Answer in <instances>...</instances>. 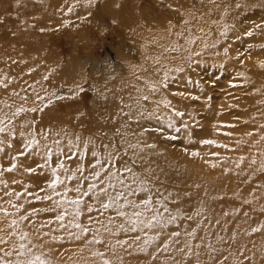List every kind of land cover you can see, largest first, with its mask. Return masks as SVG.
I'll use <instances>...</instances> for the list:
<instances>
[{
	"label": "rangeland",
	"instance_id": "1",
	"mask_svg": "<svg viewBox=\"0 0 264 264\" xmlns=\"http://www.w3.org/2000/svg\"><path fill=\"white\" fill-rule=\"evenodd\" d=\"M263 70L264 0H96L93 5L86 0H22L19 5L16 0H0V127L7 129L0 132V166H10L9 161L19 165L0 177L7 181V187L0 184V207L9 212L7 217L0 213V236L29 232L22 242L36 245L33 252L53 264H102V258L92 255L96 250L112 264H264ZM153 85L159 91L152 92ZM145 95L148 101L142 100ZM189 96L199 99L185 98ZM162 100H170L172 106ZM140 105L154 114L152 119L127 120L121 114L131 109L135 116ZM18 108L26 111L14 115ZM173 109L185 115L177 117ZM169 119L174 128L167 127ZM159 127L165 128L164 135L152 131ZM121 137L155 145L141 155L158 178L153 179V206L166 226L138 229L140 246L159 233L145 252L136 244L125 246L127 251L111 250L117 239L128 235H112L104 226L115 233L125 221L113 209L99 215L94 195L91 200L84 197L94 211L75 219L92 229L88 239L99 229L104 244L90 245L67 235L79 231L69 223L73 207L67 200L78 195L72 189L95 182L90 178L95 159L106 160L115 146L124 153L127 143ZM19 151L25 156H18ZM93 151L98 153L95 158ZM131 158L128 149L125 159ZM58 162L64 164L57 168L64 180L57 186L61 195L53 201L35 200V195H52L47 185ZM27 167L36 172H25ZM69 175L74 179L68 180ZM65 187L70 190L66 194ZM6 191L21 195L6 196ZM9 199L23 205L19 212ZM57 200L61 205L56 212H38L32 223L10 226L12 219L33 207H56ZM63 209L69 213L65 228L54 219ZM123 210L129 215L134 211L127 205ZM170 216L175 222L166 223ZM48 219L52 223L40 230L48 235L37 239L36 227ZM12 240L21 242L18 235Z\"/></svg>",
	"mask_w": 264,
	"mask_h": 264
},
{
	"label": "snow or ice",
	"instance_id": "2",
	"mask_svg": "<svg viewBox=\"0 0 264 264\" xmlns=\"http://www.w3.org/2000/svg\"><path fill=\"white\" fill-rule=\"evenodd\" d=\"M22 2V0H16L17 5H19ZM77 3L80 2V0H76ZM88 5L95 4L96 0H86ZM119 7V5H116ZM239 7V5H237ZM68 11H73L72 7L68 8ZM91 15V13H89ZM261 25H257L256 27H260ZM41 31H44V29H41ZM246 35L251 36L252 32L246 33ZM227 51V49H225ZM167 77L165 76V80ZM162 88H167L168 85L164 81H161ZM80 91H83V89H80ZM159 89L153 85L152 86V92H157ZM175 95H179L181 97H184V93H176ZM185 98H191V99H199V97H185ZM143 101H148L149 96L145 95L142 97ZM160 103L166 104L168 107H171V101L170 100H162ZM29 111L35 112L37 111L36 108L28 109ZM26 111L23 108H18L16 110V113L14 115L18 114L19 112ZM175 116L177 117H183L185 115L184 112L178 111L173 109ZM125 117H127V120L132 119H152L153 113H149L147 108L143 105H140L138 108V111L136 112L135 116L132 115L131 109L128 113H121ZM175 122L171 119L167 121V127L168 128H174ZM125 127L130 129V125L125 124ZM182 127L187 128V124H182ZM7 131L6 127H0V132ZM119 131V130H117ZM143 131H148L147 129H143ZM152 131L157 132L159 135H164L165 128L159 127L156 129H153ZM176 132L180 131V128H175ZM135 134V133H134ZM127 133L125 134V136ZM251 135V133H249ZM168 139H176L175 136H168L166 137ZM35 142V141H33ZM122 143H127V149L124 151V153H121L120 147L115 146V150L110 152L108 154V158L106 160L101 159H95L94 163L91 165L92 172L90 173V178L92 181H95L93 183H86V185L81 187H76L72 189V191H75L78 195L74 199L67 200V203H69L73 207V220L70 221L71 227L78 229V232H68L67 235L69 238H74L75 240L79 241L82 238H84L85 242L90 245H103L104 241L99 238V229H97V234L93 235L91 239H88V234L92 232V229L86 226H83L81 223L76 221V217H79L83 214V212H87L91 214L94 211V206L87 201L84 200V197H88L89 200L93 198V195L95 196V199L97 201V207L95 208V211L99 213V215L103 216L105 210L113 209L115 210V215L117 217L122 218L125 223H120L117 226L116 232L113 233L112 229L108 226H104V231L108 232L112 235H118L119 233H125L128 235L127 239H117L115 241V244L111 245V250L115 252V249L117 247L125 249L127 251V248H131L132 244H136V246L139 248V251L145 252L148 250V246L152 243L153 240H156L159 238V233L156 235H153L151 237H148L143 240V246H140L137 242L141 240V236L137 234L138 229H153L156 228L158 225L163 228L166 226L165 223H162L161 219H158V217H161L162 214L153 206V201L155 199V195L153 194V179H158L155 177V173L153 168L151 167V163L148 162L147 166H145V160L144 157L141 155V153H144L147 149H154V144H141L139 140H137L136 143H131L130 141H126L125 137H121ZM3 141H0V144H2ZM203 144H214L215 141L213 140H203L201 141ZM112 145H107L105 147H111ZM29 147H31V143L29 144ZM132 150V158L131 159H125V156L127 155V150ZM0 151H4L3 148H0ZM193 156L199 155L197 152L191 153ZM18 156H25L24 151H19L17 153ZM91 155L95 158L98 156V153L93 151ZM26 158V157H25ZM16 157H13V160H15ZM47 162V161H46ZM10 166H0V177L4 175L5 172L11 173L15 171L19 165L16 163H12V161L8 162ZM139 164V168L137 165ZM63 163H57L55 167L52 168V179L50 183H48L47 187L52 189V195H35V200H47V201H53V196H60V192L57 191L58 185H64V180L61 179L60 175L57 174V168H63ZM25 172L34 173L36 172L35 168L27 167L24 168ZM78 171H80L78 169ZM101 173H104V177L101 176ZM106 178V179H105ZM68 180H73L74 175L67 176ZM82 179L87 180V177H82ZM115 181V182H113ZM13 183H16L15 180L12 181ZM80 182L77 181V184ZM0 184H4L7 187V181L0 179ZM113 190V191H110ZM41 192L44 190L41 189ZM70 191L67 187L64 188L65 194ZM159 190H156V194H158ZM90 193L92 195H90ZM143 194V195H139ZM6 196H16L19 197L21 193L19 192H8L6 191L4 193ZM29 195H32L29 193ZM130 197H135V199H130ZM7 203L13 207L17 212L20 211V209L23 207V205L13 204L11 199L7 201ZM56 204V207H48L44 209H37L32 208L30 212H27V214L20 215L18 220L12 219L11 220V227H15L20 222L28 221L29 223H32L31 217L32 215L38 213V212H56L57 207H60L61 201L57 200L54 201ZM156 203L162 204L163 200H156ZM83 205V207H81ZM125 205L128 207H131L134 209L132 213L129 215L128 212L123 210L125 208ZM164 211H168L167 206L164 207ZM0 213H3L6 217L9 215L8 209L4 207H0ZM148 215L147 220L141 219V217ZM69 213L67 209L61 210L58 214L55 215L54 219L56 221L61 222L60 227L65 228V224L63 221L65 220V217L68 216ZM175 217L170 216L166 223H173L175 222ZM89 220H92L91 215H89ZM114 221L112 218H109L108 223L111 225ZM52 220L48 219L44 224H40L38 227L36 225H33V227H36V238L41 239L42 236L48 235V233H41V229L46 227L48 224H51ZM95 223L99 224L100 221H95ZM259 229H253V231H258ZM0 231H3L0 229ZM135 234V235H133ZM19 236L20 243H16L12 240L13 236ZM31 234L29 232H15V231H9L6 233L5 236H0V264H53L52 260L50 259H44L42 257V254H36L33 252V248L36 247V245H32V247H29L22 241L27 239ZM145 237H147V233H144ZM173 236L178 237L180 235L179 232H173ZM7 237V238H6ZM52 239H63V237H52ZM127 246V248L125 247ZM40 247H43V244L40 245ZM159 250V248H157ZM167 251V247L164 249ZM92 255L94 257H100L102 258V264H112V262L109 259L104 258V252H101L99 250L93 251ZM155 258V257H154Z\"/></svg>",
	"mask_w": 264,
	"mask_h": 264
},
{
	"label": "bare ground",
	"instance_id": "3",
	"mask_svg": "<svg viewBox=\"0 0 264 264\" xmlns=\"http://www.w3.org/2000/svg\"><path fill=\"white\" fill-rule=\"evenodd\" d=\"M178 4H179V3H178ZM224 4H225V3H224ZM210 6H213V4H211ZM181 8H182V7H181ZM211 8H212V7H211ZM211 10H212V9H211ZM209 17H210V16H209ZM207 19H208V18H207ZM213 19H214V18H213ZM211 20H212V19H211ZM205 21H206V20H205ZM214 21H215V20H214ZM170 26H171V25H170ZM189 29H190V28H189ZM184 30H185V29H184ZM177 32H178V31H177ZM179 32H180V31H179ZM185 32H186V30H185ZM190 33H191V32H190ZM201 33H202V32H201ZM184 34H185V33H184ZM175 35H176V34H175ZM166 36H167V35H166ZM168 36H169V35H168ZM170 36H171V35H170ZM170 36H169V37H170ZM182 36H183V35H182ZM193 36H194V35H193ZM193 36H192V37H193ZM199 36H200V35H199ZM204 36H205V35H204ZM163 38H165V36H163ZM183 38H184V37H183ZM197 38H198V37H197ZM165 39H166V38H165ZM189 39H190V38H189ZM197 40H198V39H197ZM197 40H196V41H197ZM169 41H170V39H169ZM198 42H199V41H198ZM187 43H188V42H187ZM199 43H200V42H199ZM190 44H191V43H190ZM158 45H160V44H158ZM184 45H185V44H184ZM176 46H177V45H176ZM176 46H175V47H176ZM180 46H181V44H180ZM203 46H204V45H203ZM172 47H173V46H172ZM177 47H178V46H177ZM201 47H202V46H201ZM166 48H167V47H166ZM166 48H165V49H166ZM170 48H171V47H170ZM196 48H197V47H196ZM162 49H163V48H162ZM197 49H198V48H197ZM198 51H199V50H198ZM166 52H167V50H166ZM178 52H179V50H178ZM183 52H184V51H183ZM187 52H188V51H187ZM167 53H168V52H167ZM170 55H171V54H170ZM155 56H156V55H155ZM157 56H158V54H157ZM161 57H162V56H161ZM177 61H178V60H177ZM259 61H260V60H259ZM263 71H264V70H263ZM259 72H260V70H259ZM257 74H258V73H257ZM259 75H260V74H259ZM157 80H158V79H157ZM263 84H264V83H263ZM258 93H259V92H258ZM254 94H256V93H254ZM254 94L252 93V95H254ZM260 95L263 96V94H260ZM253 97H254V96H253ZM256 98H257V97H256ZM257 99H258V98H257ZM249 100H251V99H249ZM254 100H256V99H254ZM247 104H251V103H247ZM253 106H254V105H253ZM252 108H254V107H252ZM254 109H255V108H254ZM254 109H253V110H254ZM250 112H251V110H250ZM250 112L248 111V114H249ZM262 113L264 114V112H262ZM262 113H261V114H262ZM256 116H257V115H256ZM263 116H264V115H263ZM251 118H252V117H251ZM248 119H249V118H248ZM249 120H250V119H249ZM247 122H248V121H247ZM258 131H259V130H258ZM258 131H256V132H258ZM263 134H264V133H263ZM239 135H240V134H239ZM239 135H238V136H239ZM240 136H241V135H240ZM242 137H244V136H242ZM242 137H241V138H242ZM261 138L264 139V137H262V136H261ZM258 139H259V138H258ZM258 139H257V140H258ZM257 142H258V141H257ZM257 142H256V143H257ZM249 143H250V142H249ZM254 143H255V142H254ZM259 143H260V141L258 142V144H259ZM252 144H253V143H252ZM242 145H243V144H242ZM255 145H256V144H254V147H255ZM246 147H247V146H246ZM243 148H245V147H243ZM248 148H249V146H248ZM249 149H250V148H249ZM257 149H258V148H257ZM246 151H247V150H246ZM253 151H254V150H253ZM251 152H252V151H251ZM246 153H247V152H246ZM249 153H250V152H249ZM235 154H236V153H235ZM52 156H53V155H52ZM237 156H238V155H237ZM236 158H237V157H236ZM238 158H239V157H238ZM247 158H248V157H247ZM41 159H42V158H41ZM252 159H253V158H252ZM255 159H256V158H255ZM253 160H254V159H253ZM255 161H256V160H255ZM255 161H253V162H255ZM164 162H165V161H164ZM247 162H248V161H247ZM250 162H252V161H250ZM253 162H252V163H253ZM257 162H258V161H257ZM160 163H161V162H160ZM237 163H238V162H237ZM248 163H249V162H248ZM260 163H261V162H260ZM262 163H263V162H262ZM262 163H261V165H262ZM257 166H258V165H257ZM185 167H186V166H185ZM249 168H250V167H249ZM164 169H166V168L164 167ZM253 169H254V168H253ZM255 169H256V168H255ZM255 169H254V170H255ZM173 170H174V168H173ZM187 170H188V169H187ZM158 171H159V170H158ZM188 171H189V170H188ZM191 171L194 172V170H191ZM245 171H246V170H245ZM261 171H263V170H261ZM189 172H190V171H189ZM252 172H253V171H252ZM256 172H257V171H256ZM263 172H264V171H263ZM191 173H192V172H191ZM204 173H205V172H204ZM243 173H244V172H243ZM248 173H249V172H248ZM253 173H255V171H254ZM257 173H258V172H257ZM161 174H162V173H161ZM192 174H193V173H192ZM205 174H206V173H205ZM255 174H256V173H255ZM259 174H260V173H259ZM230 175H231V174H230ZM233 175H234V174H233ZM233 175H232V176H233ZM243 175H244V174H243ZM246 175L248 176L247 173H246ZM246 175L244 176V178H246ZM252 175H254V174H252ZM262 175H263V174H262V172H261V176H262ZM172 176H173V175H172ZM259 176H260V175H259ZM239 177H240V176H239ZM256 177H257V176H256ZM262 177H263V176H262ZM214 178H215V177H214ZM252 178H253V177H252ZM216 179H217V178H216ZM246 179H247V178H246ZM214 180H215V179H214ZM214 180H212V181H214ZM256 180H257V179H256ZM263 180H264V179H263ZM212 181H211V182H212ZM216 181H218V180H216ZM258 181H259V180H258ZM244 182H245V181H244ZM262 182H264V181H261V180H260V184H261ZM260 184H259V185H260ZM263 184H264V183H263ZM211 185H212V183H211ZM211 185H210V186H211ZM256 185H257V184H256ZM253 186H255V184H254ZM215 187H216V186H215ZM256 187H258V185H257ZM260 187H261V186H260ZM208 190H210V189L208 188ZM208 190H207V192H209ZM212 190H213V189H212ZM212 190H211V191H212ZM217 191H218V190H217ZM213 193H215V192H213ZM230 193H231V192H230ZM209 194H210V192H209ZM234 194H235V193H234ZM216 195H217V194H216ZM218 195H219V194H218ZM236 195H237V194H236ZM208 196H209V195H208ZM208 196H207V197H208ZM213 196H214V195H213ZM226 196H227V195H226ZM232 198H233V197H232ZM225 199H226V198H225ZM230 200H231V199H230ZM227 202H230V201H227ZM224 203H225V202H224ZM231 203H232V202H231ZM231 203H230V204H231ZM237 214H239V213H237Z\"/></svg>",
	"mask_w": 264,
	"mask_h": 264
}]
</instances>
